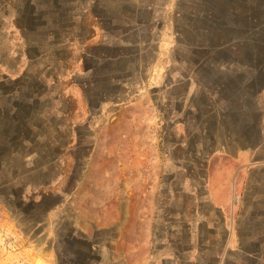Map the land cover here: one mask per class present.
<instances>
[{"label": "rangeland", "instance_id": "obj_1", "mask_svg": "<svg viewBox=\"0 0 264 264\" xmlns=\"http://www.w3.org/2000/svg\"><path fill=\"white\" fill-rule=\"evenodd\" d=\"M0 264H264V0H0Z\"/></svg>", "mask_w": 264, "mask_h": 264}, {"label": "bare ground", "instance_id": "obj_2", "mask_svg": "<svg viewBox=\"0 0 264 264\" xmlns=\"http://www.w3.org/2000/svg\"><path fill=\"white\" fill-rule=\"evenodd\" d=\"M115 136V135H114Z\"/></svg>", "mask_w": 264, "mask_h": 264}]
</instances>
